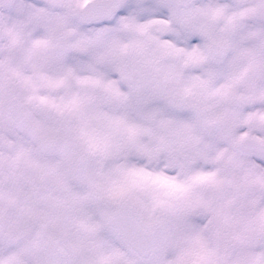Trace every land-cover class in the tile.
Segmentation results:
<instances>
[{
	"label": "snow or ice",
	"instance_id": "1",
	"mask_svg": "<svg viewBox=\"0 0 264 264\" xmlns=\"http://www.w3.org/2000/svg\"><path fill=\"white\" fill-rule=\"evenodd\" d=\"M0 264H264V0H0Z\"/></svg>",
	"mask_w": 264,
	"mask_h": 264
}]
</instances>
